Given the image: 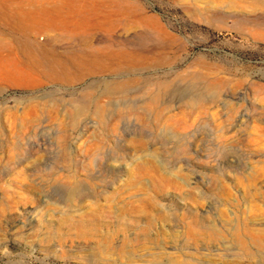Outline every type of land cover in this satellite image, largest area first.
<instances>
[{
    "label": "rangeland",
    "instance_id": "rangeland-1",
    "mask_svg": "<svg viewBox=\"0 0 264 264\" xmlns=\"http://www.w3.org/2000/svg\"><path fill=\"white\" fill-rule=\"evenodd\" d=\"M80 3L136 57L0 48V264H264V0Z\"/></svg>",
    "mask_w": 264,
    "mask_h": 264
},
{
    "label": "bare ground",
    "instance_id": "bare-ground-1",
    "mask_svg": "<svg viewBox=\"0 0 264 264\" xmlns=\"http://www.w3.org/2000/svg\"><path fill=\"white\" fill-rule=\"evenodd\" d=\"M99 23L80 0H0V48L7 46L20 53L23 58L19 63L27 71L45 68V75L63 81L73 80L75 75L115 71L120 64L133 61L134 53L118 42L96 39ZM64 41L81 42L82 48L70 52L53 47L43 50L36 44Z\"/></svg>",
    "mask_w": 264,
    "mask_h": 264
}]
</instances>
